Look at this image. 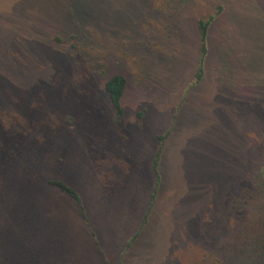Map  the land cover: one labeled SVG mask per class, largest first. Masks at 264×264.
<instances>
[{
    "label": "rangeland",
    "instance_id": "obj_1",
    "mask_svg": "<svg viewBox=\"0 0 264 264\" xmlns=\"http://www.w3.org/2000/svg\"><path fill=\"white\" fill-rule=\"evenodd\" d=\"M218 7L204 79L192 91L196 21ZM117 74L126 79L127 114L167 118L200 103L192 130L206 142L203 186L187 210L170 206L178 218L158 227L137 264H248L251 223H264V0H0V199L32 176L0 202V264H20L26 203L45 264L89 257L74 209L43 182L84 188L89 175L75 138L96 141L113 114L104 83ZM72 136L74 147L65 144ZM58 151L62 163L52 160ZM132 202L102 216L112 254Z\"/></svg>",
    "mask_w": 264,
    "mask_h": 264
},
{
    "label": "crops",
    "instance_id": "obj_2",
    "mask_svg": "<svg viewBox=\"0 0 264 264\" xmlns=\"http://www.w3.org/2000/svg\"><path fill=\"white\" fill-rule=\"evenodd\" d=\"M197 39L199 47L198 30ZM208 41L209 37L207 48ZM196 70L197 63L195 73ZM195 73L192 91L203 81L205 70L199 83L194 82ZM123 96L120 101L124 112L122 117L116 121L113 107V114L103 120L102 131L97 133L92 145L83 144L74 136L65 142H70V146L74 147V140H77L78 152L89 175L84 188L78 190L53 177L43 182L46 189L56 194V199L62 205L74 209L75 228L83 236L84 251L86 248L90 250L86 260L79 259L74 264H137L141 253L148 250L158 227H169L172 220L178 218L179 215L172 219L168 213L170 206L174 205L178 214L187 210L190 197L194 193L197 195L195 189L202 185L199 178L205 177L206 142L196 130H192L200 115L196 109L200 103L192 102L194 110L178 112L165 118L142 112L127 114ZM165 121L167 126L158 125ZM140 122L142 128L134 124ZM62 155L56 153L52 160L62 163ZM200 168L203 169L202 173ZM49 180L61 182L72 189L79 198V204L58 187L49 185ZM30 181L32 176L23 180L21 188L13 190L10 195L19 193ZM10 195L0 199V202L6 201ZM125 200L133 201L132 212L126 215L121 248L112 254L102 236V216L107 214L115 217ZM28 204H24L22 209L23 238L16 255L20 264H45L44 258H41L45 252L36 245L38 219L31 204ZM29 226L34 235H30Z\"/></svg>",
    "mask_w": 264,
    "mask_h": 264
},
{
    "label": "trees",
    "instance_id": "obj_3",
    "mask_svg": "<svg viewBox=\"0 0 264 264\" xmlns=\"http://www.w3.org/2000/svg\"><path fill=\"white\" fill-rule=\"evenodd\" d=\"M220 12L221 7H218L216 12L213 15H210L207 19H198L196 21L199 36V56L197 59V70L194 76L195 83H199L202 80L204 74V63L208 52L207 37L209 27L216 16L220 14ZM125 86L126 79L119 74L109 77L104 83V91L107 94L112 106L114 107V115L117 122L124 113L121 108L120 101L122 99ZM261 133L264 140V126L262 127ZM153 166L155 170L156 162H154ZM261 176L264 184V170H262ZM48 184L58 187L63 193L75 199V201L79 204V198L77 194L65 184L51 180L48 181ZM249 233L252 242H254V251H252L247 258L248 264H264V223L259 222L257 219L254 220V222L251 223V230Z\"/></svg>",
    "mask_w": 264,
    "mask_h": 264
}]
</instances>
